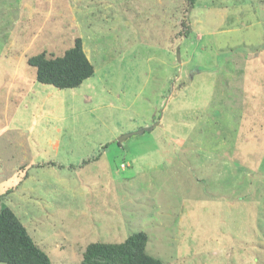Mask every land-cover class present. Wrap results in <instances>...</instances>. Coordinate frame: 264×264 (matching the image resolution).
I'll return each instance as SVG.
<instances>
[{"label":"rangeland","instance_id":"1","mask_svg":"<svg viewBox=\"0 0 264 264\" xmlns=\"http://www.w3.org/2000/svg\"><path fill=\"white\" fill-rule=\"evenodd\" d=\"M78 36L94 75L41 86L29 57ZM2 194L52 264L141 230L165 264H264V0H0Z\"/></svg>","mask_w":264,"mask_h":264},{"label":"trees","instance_id":"2","mask_svg":"<svg viewBox=\"0 0 264 264\" xmlns=\"http://www.w3.org/2000/svg\"><path fill=\"white\" fill-rule=\"evenodd\" d=\"M197 0H185L194 7ZM184 17L180 24L182 35L188 36L191 26ZM181 33V31H180ZM28 63L36 67V80L59 89L79 87L94 75L95 66L87 56L83 40L76 37L74 44L63 54L48 55L45 51L31 56ZM5 194L0 195V202ZM148 234L131 233L121 242H90L85 247L81 264H165L147 252ZM0 262L6 264H52L49 255L31 237L26 226L9 206L0 208Z\"/></svg>","mask_w":264,"mask_h":264},{"label":"water","instance_id":"3","mask_svg":"<svg viewBox=\"0 0 264 264\" xmlns=\"http://www.w3.org/2000/svg\"><path fill=\"white\" fill-rule=\"evenodd\" d=\"M176 52H177L178 59L180 60V50H179V47L177 48V51ZM153 128H154L153 126L152 127L141 128L138 131L131 132L130 134H127V135L143 133L145 130L153 129Z\"/></svg>","mask_w":264,"mask_h":264},{"label":"crops","instance_id":"4","mask_svg":"<svg viewBox=\"0 0 264 264\" xmlns=\"http://www.w3.org/2000/svg\"><path fill=\"white\" fill-rule=\"evenodd\" d=\"M43 85H45V84H41V86H43ZM46 86V85H45Z\"/></svg>","mask_w":264,"mask_h":264}]
</instances>
